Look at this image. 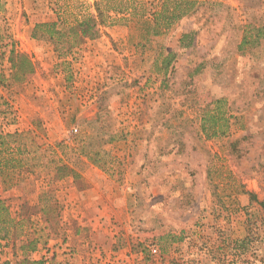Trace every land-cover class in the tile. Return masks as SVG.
I'll return each instance as SVG.
<instances>
[{
	"label": "rangeland",
	"instance_id": "rangeland-1",
	"mask_svg": "<svg viewBox=\"0 0 264 264\" xmlns=\"http://www.w3.org/2000/svg\"><path fill=\"white\" fill-rule=\"evenodd\" d=\"M103 1L0 0V74L11 84L0 86V134H21L0 140L7 240L29 249L63 242L66 207L73 221L89 222L79 203L61 204L72 177L57 166L68 165L79 190L100 180L93 168L119 190L129 173L136 178L128 264H248L246 254L264 264V38H256L264 0H193V12L157 37L140 31V12L174 0H129L139 15L99 26L67 52L68 28ZM42 23H57L64 36L34 37ZM189 32L195 47L185 49ZM245 36L257 42L241 51ZM13 49L35 66L22 81L9 79ZM231 218L247 229L243 246L223 231ZM7 220L1 205L0 230ZM92 252L103 263L91 264H111ZM25 253L14 264H31ZM64 255L51 264H76Z\"/></svg>",
	"mask_w": 264,
	"mask_h": 264
},
{
	"label": "crops",
	"instance_id": "crops-1",
	"mask_svg": "<svg viewBox=\"0 0 264 264\" xmlns=\"http://www.w3.org/2000/svg\"><path fill=\"white\" fill-rule=\"evenodd\" d=\"M93 170L101 177L98 183L95 184V187L87 190H79L73 176H67L72 177L69 178L71 187L63 193L61 199V204L73 202V205H76L79 203V205L83 207L81 210L82 216L83 211H85L86 214H84V216L89 219V222L82 223L73 221L71 217H75L73 213L76 211L72 209L74 212L72 211L73 213L70 214L66 207L64 212L67 215L66 219L70 221L63 223L62 236L65 238L63 242L52 241L50 244L47 243L44 247L39 245L35 246L34 249H29L26 248L25 242H21L15 246L13 243H10L9 240L0 241V264H14L17 262V259L21 258V256L17 255L24 252H26L25 254L27 257L31 258L33 261L47 260L45 253L49 252V255H54V257L47 264L55 262V260L59 258V255L64 252L65 255L62 259L65 258V261H71L72 263H103L100 255L98 256L99 259H91V257L96 255L92 252L95 248H97L98 251L101 249L102 252H104V261H108L111 264H123L124 261H126L127 264L130 263V259L128 258L131 246L130 238L136 236L134 232H132V227L129 225V223L131 224V213L133 212V207L131 206L133 196L131 193H133V183L136 182V178L129 173L127 178L123 181L124 185L122 190H119L117 187L119 183L115 178L104 177L98 168H93ZM62 182L59 184L62 185ZM36 195L38 197L39 192ZM205 215L207 216L209 214L205 213ZM238 215L240 214H237V216ZM71 221L73 222L71 223ZM205 221L207 220H204V222ZM230 222L231 223L227 227L223 228V231L228 229V233L235 244L240 243V241L248 237L247 229L240 220L231 218ZM72 224L76 226L73 227ZM120 225H122V229L126 231V239H124L126 237L124 235L123 239H117V236L120 237ZM209 228L213 232L219 229V227L211 225H209ZM89 234L94 237L93 239L95 241L87 242L88 239H86V236ZM197 237H199V234ZM193 239L194 236L189 237L185 239L184 242L180 243V245L182 247L191 245ZM187 240H190V244ZM193 248L194 247H191V253L194 252ZM54 253L57 256H55ZM239 257L240 255L237 256V260L240 259ZM250 258V254H246L245 259L249 261L248 264H252ZM179 261L182 262L181 259ZM185 261V263L189 264L187 259ZM205 262H208V260H205ZM191 264L194 263L191 262Z\"/></svg>",
	"mask_w": 264,
	"mask_h": 264
},
{
	"label": "trees",
	"instance_id": "trees-1",
	"mask_svg": "<svg viewBox=\"0 0 264 264\" xmlns=\"http://www.w3.org/2000/svg\"><path fill=\"white\" fill-rule=\"evenodd\" d=\"M167 3H164L158 12L148 13L143 10L140 12L139 8H137L136 5H132V2L129 0H104L101 3H97L95 4L94 14H89L83 19H80V21H77L75 25H72L68 28L69 34H66V36L69 37V41L67 43L66 51L72 52V50L79 46L83 40L95 38L98 35L99 26L107 23L113 25L118 21L128 19V17L132 15H139L140 13H142L143 16L139 19V22H137V26L139 27L140 31L146 35V37H157L163 35L165 32L170 30L175 25V23L189 16L193 12L195 6V2L193 0H174L173 2H170L171 4L169 3L170 5ZM111 13L115 16H111ZM117 17L119 18L117 19ZM250 27L251 31L256 29L252 25H249V28ZM40 33H43L45 37H49L52 41L56 40V38L59 39L64 36L63 32L59 30V25L57 23L37 24L34 28L33 36L38 37ZM256 38L257 40H259V38H264V27L256 29ZM257 40L250 42L245 36L242 44L239 47V50L242 51L246 44L257 42ZM180 45L185 49L194 48L195 34L193 32L183 34L180 40ZM10 54V62L12 63L13 70L9 79L13 78L15 80L19 79L22 81L27 75L34 72V63L31 61L28 55L16 52L14 49L11 50ZM172 59V53H169L168 56L163 59V65L161 69L163 70L164 75H167L168 69L172 63ZM0 86H11L9 80L5 81L3 74H0ZM20 135L21 134L18 133L0 134V140L4 142V140L7 138H16L20 137ZM57 171L58 173L66 171L68 172V176L75 173V170L70 168L68 165L57 166ZM1 205H3V211L7 213L8 220L5 222V228H3L5 230V235L0 236V240H7L10 239L8 225L11 222V213L9 208L4 206L5 202L3 200H0V206ZM2 230H0V233ZM240 243L242 246L246 244L245 240L241 241ZM34 248L35 246L31 249ZM31 264H45V262L44 260H40L36 262L33 261Z\"/></svg>",
	"mask_w": 264,
	"mask_h": 264
},
{
	"label": "built area",
	"instance_id": "built-area-1",
	"mask_svg": "<svg viewBox=\"0 0 264 264\" xmlns=\"http://www.w3.org/2000/svg\"><path fill=\"white\" fill-rule=\"evenodd\" d=\"M75 131L77 132V130H75ZM153 253H154V254L158 253V250L154 249V250H153Z\"/></svg>",
	"mask_w": 264,
	"mask_h": 264
}]
</instances>
